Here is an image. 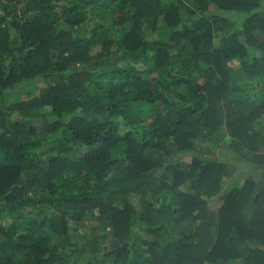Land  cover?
Wrapping results in <instances>:
<instances>
[{
  "label": "trees",
  "instance_id": "obj_1",
  "mask_svg": "<svg viewBox=\"0 0 264 264\" xmlns=\"http://www.w3.org/2000/svg\"><path fill=\"white\" fill-rule=\"evenodd\" d=\"M263 178L264 0H0V264H264Z\"/></svg>",
  "mask_w": 264,
  "mask_h": 264
},
{
  "label": "rangeland",
  "instance_id": "obj_2",
  "mask_svg": "<svg viewBox=\"0 0 264 264\" xmlns=\"http://www.w3.org/2000/svg\"><path fill=\"white\" fill-rule=\"evenodd\" d=\"M226 159H228V157H223L222 158V161H226ZM246 174H247V172H246V170H244V169H239L238 171H236V176H246ZM257 176V175H256ZM260 178V175H258L257 176V180ZM263 180H264V178H263ZM262 180V181H263Z\"/></svg>",
  "mask_w": 264,
  "mask_h": 264
}]
</instances>
